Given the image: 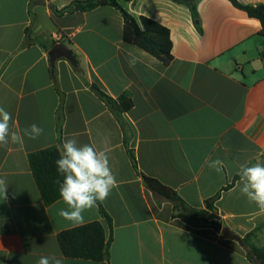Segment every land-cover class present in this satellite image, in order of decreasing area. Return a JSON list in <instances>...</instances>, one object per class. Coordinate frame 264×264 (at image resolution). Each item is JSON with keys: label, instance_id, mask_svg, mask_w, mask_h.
<instances>
[{"label": "crops", "instance_id": "obj_1", "mask_svg": "<svg viewBox=\"0 0 264 264\" xmlns=\"http://www.w3.org/2000/svg\"><path fill=\"white\" fill-rule=\"evenodd\" d=\"M74 1L83 0H0V107L11 113L13 131L23 135L33 123L44 129L35 140L24 136L23 145L0 146V179L8 184L6 198L0 195V264H37L41 256L63 264H253L242 241L223 232L243 239L255 231L254 244L264 213L241 194L239 181L212 209L209 200L242 164L264 159L261 22L229 0H199L201 34L189 7L176 0L123 3L135 18L170 31L173 59L165 64L125 39L123 16L111 6L56 13ZM56 44L75 61L53 64ZM93 85L119 106L126 96L131 107L117 115ZM71 138L107 149L118 181L102 202L113 222L107 261L64 256L62 231L100 222L109 237V227L97 205L83 213L82 224L60 217L67 205L43 202L29 164L31 153ZM215 159L223 161L219 173L208 166ZM146 177L206 210L221 231L173 217V203Z\"/></svg>", "mask_w": 264, "mask_h": 264}, {"label": "trees", "instance_id": "obj_2", "mask_svg": "<svg viewBox=\"0 0 264 264\" xmlns=\"http://www.w3.org/2000/svg\"><path fill=\"white\" fill-rule=\"evenodd\" d=\"M131 0H83L74 1L68 7L56 12L57 14L71 12H90L100 6H111L117 9L123 16L125 25V39L134 43L141 49L153 55L165 64H169L172 59V41L170 31L159 23L146 18H135L123 5ZM177 2L189 7L193 21L199 33H203L201 19L198 12L197 3L199 0H176ZM234 7L247 13L251 18L261 22V35L264 36V4L245 5L238 0H229ZM93 90L108 106L117 111L120 116L123 110L131 107V103L126 101V96L120 98L122 102L119 106L117 101L104 93L96 85L92 86ZM62 141L59 145H54L43 150L31 153L28 156L29 164L33 177L37 184L38 190L43 202L50 206L61 199L59 195L58 180L62 181L63 177L57 172L55 161L59 158ZM129 155L137 168V161L134 153L129 150ZM239 181V175H236L231 184L225 186L216 196L209 200L210 209L218 201L224 191L231 189ZM149 188L160 194L162 197L170 200L174 205L173 217L184 219L186 222L196 227H213L218 232L221 231V224L212 222L207 219L206 210L192 209L180 196L170 189L164 188L157 181L145 178ZM101 216L106 220L110 230L107 237L106 229L100 222H92L80 225L65 231L58 235V242L62 253L65 257L71 259H83L91 261H107L110 258V247L113 242V222L107 213L102 202L98 201ZM255 231L250 232L242 239V245L247 250V257L253 264H264V248H259L252 243V237Z\"/></svg>", "mask_w": 264, "mask_h": 264}, {"label": "clouds", "instance_id": "obj_3", "mask_svg": "<svg viewBox=\"0 0 264 264\" xmlns=\"http://www.w3.org/2000/svg\"><path fill=\"white\" fill-rule=\"evenodd\" d=\"M12 115L0 107V146L12 144L23 145L24 136L35 140L44 129L33 123L23 129V135L12 130ZM108 150H97L94 145H78L75 138L66 139L60 149L59 158L55 161L57 172L63 177L58 180L59 195L67 208L58 210V215L74 224L84 222L83 213L96 207L97 202H103L117 187L118 181L114 175L108 157ZM208 166L217 173L222 171L223 161L211 160ZM240 192L250 203H254L261 213H264V159L257 158L249 165L242 164L239 168ZM7 182L0 179V195L6 198ZM37 264H63L56 256H41Z\"/></svg>", "mask_w": 264, "mask_h": 264}, {"label": "water", "instance_id": "obj_4", "mask_svg": "<svg viewBox=\"0 0 264 264\" xmlns=\"http://www.w3.org/2000/svg\"><path fill=\"white\" fill-rule=\"evenodd\" d=\"M49 55L51 56V62L53 64H55L57 62V60H59L60 58H66V59L70 60L71 62L75 61V57H74L72 51L69 50L63 44H56L55 46H53L49 51ZM223 234H224V236L234 238L238 242L242 241V238L231 234L228 230H224Z\"/></svg>", "mask_w": 264, "mask_h": 264}, {"label": "rangeland", "instance_id": "obj_5", "mask_svg": "<svg viewBox=\"0 0 264 264\" xmlns=\"http://www.w3.org/2000/svg\"><path fill=\"white\" fill-rule=\"evenodd\" d=\"M253 241V238L252 240ZM253 243V242H252ZM254 244L257 246L259 245V248H264V231L262 234H259L257 242H254ZM258 247V246H257Z\"/></svg>", "mask_w": 264, "mask_h": 264}, {"label": "built area", "instance_id": "obj_6", "mask_svg": "<svg viewBox=\"0 0 264 264\" xmlns=\"http://www.w3.org/2000/svg\"><path fill=\"white\" fill-rule=\"evenodd\" d=\"M56 37H58V36H56Z\"/></svg>", "mask_w": 264, "mask_h": 264}]
</instances>
